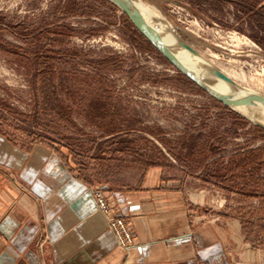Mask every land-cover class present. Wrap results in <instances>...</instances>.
<instances>
[{
    "label": "rangeland",
    "instance_id": "obj_1",
    "mask_svg": "<svg viewBox=\"0 0 264 264\" xmlns=\"http://www.w3.org/2000/svg\"><path fill=\"white\" fill-rule=\"evenodd\" d=\"M138 1L264 96V12L251 24L230 9ZM120 15L99 0H0L1 133L58 148L95 185L134 188L161 166L212 214L238 260L264 264V160L250 170L235 156L264 148V129L134 40Z\"/></svg>",
    "mask_w": 264,
    "mask_h": 264
},
{
    "label": "crops",
    "instance_id": "obj_2",
    "mask_svg": "<svg viewBox=\"0 0 264 264\" xmlns=\"http://www.w3.org/2000/svg\"><path fill=\"white\" fill-rule=\"evenodd\" d=\"M180 1L230 9L251 24L264 12V0ZM178 184L154 165L134 188L95 185L58 148L17 144L0 131V264H250ZM95 192L129 221L133 245L117 244Z\"/></svg>",
    "mask_w": 264,
    "mask_h": 264
},
{
    "label": "water",
    "instance_id": "obj_3",
    "mask_svg": "<svg viewBox=\"0 0 264 264\" xmlns=\"http://www.w3.org/2000/svg\"><path fill=\"white\" fill-rule=\"evenodd\" d=\"M108 1L115 5L121 11V13L126 16L133 28L161 55V57H163L176 71L192 82L200 90L207 93L225 107L231 109L237 106H244L264 111L263 95L255 93L249 88L236 83L230 77L220 72L218 69H215L213 73L214 78L226 82L232 87L234 91V95H223L219 93L213 87V85L210 84V82H207L204 76L196 73L194 70L181 63L172 49L162 40L159 34L144 19L133 0ZM183 46L193 55L199 54L184 41ZM254 122L264 129V125L257 121Z\"/></svg>",
    "mask_w": 264,
    "mask_h": 264
},
{
    "label": "bare ground",
    "instance_id": "obj_4",
    "mask_svg": "<svg viewBox=\"0 0 264 264\" xmlns=\"http://www.w3.org/2000/svg\"><path fill=\"white\" fill-rule=\"evenodd\" d=\"M133 1L136 7L138 8V10L140 11V13L142 14V16L144 17V19L159 34L162 40L172 49V51L174 52V54L180 60L181 63H183L186 67L194 70L196 73L204 76L205 80L207 82H210V84H212L213 87L219 93L223 95H234V91L229 84H227L226 82L220 79L214 78L213 73L214 70L217 68L211 65L212 63L210 64L201 54L193 55L192 53H190V51H188L183 46V41L175 34V32L167 24H163L162 22L159 21V19H156L153 15H151L146 10V6L142 2L138 0H133ZM150 16L154 21L151 19ZM231 79L236 83L240 84L233 78ZM233 110L251 119V121L252 120L257 121L262 125H264V111L253 109L251 107H244V106L234 107Z\"/></svg>",
    "mask_w": 264,
    "mask_h": 264
},
{
    "label": "built area",
    "instance_id": "obj_5",
    "mask_svg": "<svg viewBox=\"0 0 264 264\" xmlns=\"http://www.w3.org/2000/svg\"><path fill=\"white\" fill-rule=\"evenodd\" d=\"M95 198L98 209L103 213L108 229L115 236L119 246L128 248L133 245V235L130 229L129 221L118 213L116 208H113L110 201L104 195L95 192ZM45 238L39 241V247H42Z\"/></svg>",
    "mask_w": 264,
    "mask_h": 264
},
{
    "label": "trees",
    "instance_id": "obj_6",
    "mask_svg": "<svg viewBox=\"0 0 264 264\" xmlns=\"http://www.w3.org/2000/svg\"><path fill=\"white\" fill-rule=\"evenodd\" d=\"M99 1L101 3H103V4H105L112 11L119 10L115 5H113L108 0H99ZM119 18L122 21L123 25L127 28V31L129 32L130 36L134 40L136 38L143 39V37L133 28V26L131 25V23L128 21V19L126 18V16L123 13H121V15L119 16ZM181 76L183 78H185L183 75H181ZM186 80H188V79H186ZM235 156L237 157L238 162H239V166L241 168H245V169L246 168H249L250 170H252V169L256 170L258 167H260L262 165V162L264 160V148H257L255 150H251V151H247V152L242 151V152L238 153ZM223 170H224L225 173L226 172L230 173V171H228L226 168H224ZM253 175H254V173L251 172V171H249V177L248 178H253ZM243 179H245V178H243Z\"/></svg>",
    "mask_w": 264,
    "mask_h": 264
}]
</instances>
